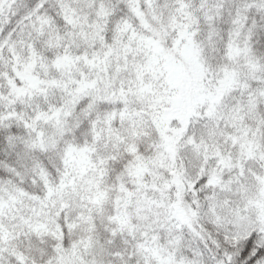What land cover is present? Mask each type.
Segmentation results:
<instances>
[{"label":"snow or ice","instance_id":"1","mask_svg":"<svg viewBox=\"0 0 264 264\" xmlns=\"http://www.w3.org/2000/svg\"><path fill=\"white\" fill-rule=\"evenodd\" d=\"M0 264H264V0H0Z\"/></svg>","mask_w":264,"mask_h":264}]
</instances>
